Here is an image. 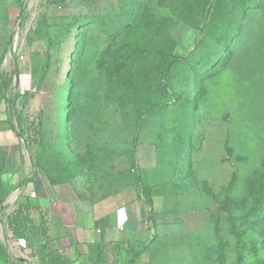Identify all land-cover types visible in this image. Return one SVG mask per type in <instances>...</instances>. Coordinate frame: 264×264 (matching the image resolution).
Here are the masks:
<instances>
[{
	"label": "rangeland",
	"instance_id": "obj_1",
	"mask_svg": "<svg viewBox=\"0 0 264 264\" xmlns=\"http://www.w3.org/2000/svg\"><path fill=\"white\" fill-rule=\"evenodd\" d=\"M170 54L180 59L163 74ZM41 110L37 157L26 142ZM139 175L153 187L152 206L138 192L134 207L149 232L142 264H264V200L248 191L264 186V0H0V264H41L8 227L24 196L51 247L100 264L89 216ZM256 204L262 222L244 224Z\"/></svg>",
	"mask_w": 264,
	"mask_h": 264
},
{
	"label": "trees",
	"instance_id": "obj_2",
	"mask_svg": "<svg viewBox=\"0 0 264 264\" xmlns=\"http://www.w3.org/2000/svg\"><path fill=\"white\" fill-rule=\"evenodd\" d=\"M67 0H46V7H57L64 4ZM205 2V0H203ZM202 4V0H201ZM26 14V4L24 1H21V15L20 17H24ZM39 33L42 37H44L48 44L51 42L50 33L47 28V20L46 15L41 17L40 29ZM221 39V38H220ZM170 58H168L164 65H162L161 70L163 74H167L171 67H173L180 59L176 54H170ZM15 68L18 69V66L15 64ZM49 70V66L44 64L43 66L32 67V76L33 78H37L39 84L45 79V76ZM12 75L10 76V78ZM12 79V78H11ZM8 80V83L5 84V91L7 92L13 85L12 80ZM176 94L170 93V95L161 103L155 104L154 109L159 108L161 106H166L175 102L173 97ZM6 101L8 103V112L9 115L12 116L13 113V102L6 96ZM43 118L44 112L41 110L39 112L37 120H33L29 124V129L31 130V139L29 142H26L28 146H32L36 152L37 157L42 152L43 143H44V129H43ZM18 124L21 125L22 116H17ZM140 124V122H139ZM12 129L15 131L17 136H23V132L25 129L22 128L20 131L17 129L14 123L11 124ZM139 126V125H138ZM139 131L138 128L134 137V143L131 151V160L132 165L139 171L141 168L137 163V148H138V139H139ZM136 188L138 192L142 193L144 200L148 203L149 206L153 204V194L152 188L148 185H145L144 180L141 175L138 176L136 182ZM248 191L252 194L256 195L257 201L264 200V186L261 181L254 180L251 184H249ZM141 195V194H140ZM41 205L35 203L30 196H24V200L17 203L14 210L8 215L7 223L8 227L13 233V235L19 241L24 242L25 248L31 249L32 256H38L40 258L41 264H72V261L78 257V259L83 258V255L76 249L74 256L66 255L63 251L58 247H51V240L49 239V231L50 228L46 226L44 223H36L34 217L32 216V212L35 209L41 210ZM45 211H48L46 208ZM259 205H254L247 213V215L243 216L244 224H252L258 225L262 222V214L258 213ZM152 218V214H150ZM239 218H230V223L235 229L236 234H238L239 229L237 228L236 220ZM147 245L145 243L136 242L135 246L132 247L131 242H106L100 241L98 244V262L100 264H115L117 263L122 254V252L126 251L130 253L131 258L128 263H133L140 256L143 249ZM76 253L78 256L75 257ZM12 264H19V262L14 261Z\"/></svg>",
	"mask_w": 264,
	"mask_h": 264
},
{
	"label": "crops",
	"instance_id": "obj_3",
	"mask_svg": "<svg viewBox=\"0 0 264 264\" xmlns=\"http://www.w3.org/2000/svg\"><path fill=\"white\" fill-rule=\"evenodd\" d=\"M146 185L152 188L153 194V187L150 184ZM135 190H131L128 187H124V189L120 188L118 192L106 195L103 199V203H98V201H96L100 207L105 208V211L103 215H101L102 213H98L96 217H94V214L89 216L91 219L96 218L95 225L100 230L98 235H94L95 241L98 243L102 240L106 242H146L149 232L147 230L139 231L137 226V219L139 218L136 217V210L134 207L137 199L140 200L141 198L136 187ZM97 236L99 237L97 238ZM146 245L147 246L143 249L140 256L133 263H128L131 258L130 253L126 251L122 252L120 257H122L125 252L129 254L124 264H142L144 252H146L149 247L148 244ZM133 246L134 245H132V247Z\"/></svg>",
	"mask_w": 264,
	"mask_h": 264
}]
</instances>
